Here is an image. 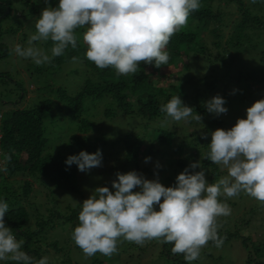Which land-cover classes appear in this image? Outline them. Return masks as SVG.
Wrapping results in <instances>:
<instances>
[{
  "label": "trees",
  "instance_id": "1",
  "mask_svg": "<svg viewBox=\"0 0 264 264\" xmlns=\"http://www.w3.org/2000/svg\"><path fill=\"white\" fill-rule=\"evenodd\" d=\"M200 2L201 8L190 14L187 25L171 37L165 49L170 55L167 66L156 68L141 63L135 75L117 78L111 67L101 70L85 58L84 29L77 30V48L69 46L51 64L37 66L30 58L16 56L14 46H29L28 39L35 34V23L42 10L49 5L56 7L59 0H48V4L44 0H0V61L11 62L9 69L0 70V161L5 154L11 155L7 172L0 171V201L9 205L4 217L6 225L13 229L18 240L24 241L22 250L34 260L46 256L49 264H140L141 255L148 249L149 244L139 246L122 240L111 257L100 253L90 258L84 255L71 239L85 200L77 166L65 163L71 155L81 151L95 153L99 149L102 163L108 168L94 173L107 172L115 180L117 172H137L141 158L160 154L173 167V173L166 176L162 169L157 170L156 179L165 187L175 184L177 169L184 171L197 161L209 183L227 175L226 170L203 157L208 152L211 133L217 128L227 130L234 126L235 122H229L240 112L232 114L231 107H235L237 101L233 100L239 97L240 90L249 87V81L264 88V0H256L255 4L252 0ZM33 46L51 55V41L34 42ZM241 51L246 52L248 65H240L245 61L237 55ZM74 56L78 57L75 62ZM17 58L22 60L37 93L34 102L23 107L17 104L26 91L24 83L10 74L15 70L12 64ZM65 68L77 77V86L70 91L53 82L54 76ZM207 69L209 72H204ZM176 95L202 117L201 122L166 119L160 107ZM216 95L225 99L224 106L228 109L219 116L210 114L205 107ZM240 98L250 107L264 99V95L256 100L251 94ZM97 112L99 117L110 121L109 128L116 129L111 124L116 119L123 134L110 140L107 128L103 129L93 118ZM58 118L66 119L69 129L55 128L46 133L49 126L55 127ZM139 122H143L142 126ZM137 128L141 132H135ZM200 170L189 168L190 173ZM154 173L148 166L142 167L139 174L150 177ZM37 185L46 188L45 207L41 199L32 200L41 198L42 191ZM111 185L110 190L114 191ZM56 191L80 197L74 203H59ZM238 196L219 198L230 206L231 215L218 218L221 225L218 235L224 245L239 242L246 251L244 264H264V237L259 235L264 231V203L255 199L247 206ZM158 245L157 252L156 249L153 252L157 255L152 259L160 260L161 264H187L183 255L172 254V244ZM214 249L217 247L209 242L200 254L205 258L199 257L192 264H217L218 260L211 262ZM0 264L14 262L0 261Z\"/></svg>",
  "mask_w": 264,
  "mask_h": 264
},
{
  "label": "clouds",
  "instance_id": "2",
  "mask_svg": "<svg viewBox=\"0 0 264 264\" xmlns=\"http://www.w3.org/2000/svg\"><path fill=\"white\" fill-rule=\"evenodd\" d=\"M44 2L48 4V0ZM200 8V0H59L56 7L49 5L42 10L35 34L28 39L29 46L16 44L12 51L18 57L30 58L37 66L51 64L69 46L77 48V30L84 29L88 61L101 70L111 67L117 78L135 75L141 63L156 68L168 65L170 55L165 49L171 37ZM47 41L53 45L51 55L33 46L34 42ZM77 59L72 57L74 62ZM225 104V99L216 95L205 107L219 116L227 113ZM160 111L175 122L202 120L179 95L162 104ZM207 146L203 159L220 166L227 175L209 183L197 161L177 175L173 186L165 187L158 179H146L136 171L117 172L111 185L114 191L107 186L97 187L80 203L79 223L71 239L89 258L97 253L111 257L122 240L139 246L156 240L172 244V254L183 255L187 264L198 260L209 242L222 246L218 218L230 216L231 208L219 198H233L243 192L264 203V99L248 107L246 118H238L230 129L213 131ZM149 160L146 157L145 163ZM10 161L11 155L5 154L0 171L7 172ZM65 163L88 172L102 166V153L99 149L95 153L81 151ZM189 168L201 170L190 173ZM137 188L140 190L134 191ZM8 211L7 202L0 201V261L49 264L48 257L36 261L22 250L24 241L18 240L6 225Z\"/></svg>",
  "mask_w": 264,
  "mask_h": 264
},
{
  "label": "rangeland",
  "instance_id": "3",
  "mask_svg": "<svg viewBox=\"0 0 264 264\" xmlns=\"http://www.w3.org/2000/svg\"><path fill=\"white\" fill-rule=\"evenodd\" d=\"M232 9L235 10L234 7H232ZM264 36V34H262ZM263 36H260L261 39H263ZM264 40V39H263ZM246 50V49H245ZM240 54V55H239ZM237 55H239L242 60H245L243 64H240L241 66L248 65V63H246V59H247V55L245 51H241V52H237ZM239 56L236 58V61L238 62L239 60ZM21 61V62H20ZM8 62V63H7ZM7 64V65H6ZM22 60H18V58L13 62L12 67H14L15 70H11L10 74L18 79H21L24 83V88H25V92L23 93V98L22 100L17 104L20 107H23L24 105H28V104H32L34 102V99L36 98V86L34 85V83L30 80V77L28 75V73L25 71L24 65H22ZM11 62L9 61H0V70L3 71L5 69H9L7 68V66H10ZM68 68L63 69L64 71H62L61 73L56 74L53 78V82L55 85H61L64 88H67L69 91L70 89H74L77 85H75V81L77 77H74V75L69 74L67 71ZM233 70L238 69L236 67L232 68ZM17 71V73L15 72ZM204 72H209V70L207 69V71ZM68 73V74H67ZM199 73H202L199 71ZM256 77V76H255ZM249 87L246 86L247 88H243L240 90V95L244 97L249 96L250 94L253 95V98L255 97V100L261 96L264 95V88L260 83H256V82H251L249 81ZM244 86V84H243ZM239 97H235L237 99H234L233 101H237L235 102V107H231L232 112H240V116L236 115L234 118L231 119V122H229L230 124L233 122H236V120L238 118H246V109L248 108V104H245L241 98ZM5 99H8L5 98ZM2 113V108L0 106V114ZM99 112H97V114L93 117V118H97V121L99 123V125H102L103 129L107 128V136L111 139L116 138L119 135H122L124 130H122V127L120 128L119 126H117V120H113V123L111 122V124L115 125L116 129H112L108 127V124L110 123V121H106V119L104 120V117H99ZM234 114V113H232ZM1 116V115H0ZM137 121V119L135 120ZM140 125L142 126L143 122H139ZM119 124L122 126V124L119 121ZM235 124V123H234ZM54 128L52 129L50 126L49 128L46 130V133L49 132H53L56 129H61L63 131H66L69 129V123L66 119L64 118H58L57 122H55L54 124ZM226 126L228 127V125L226 124ZM232 126L229 127V129ZM135 132H141V130H139L138 128L134 130ZM53 151V150H52ZM142 157V156H141ZM165 159L166 157L161 156L160 154H156L153 158H150V160L145 163V158H141L140 159V168H138L137 172L138 174L141 172L142 167H151L153 170H155V173L153 176L148 177V175L144 174L145 178H148L149 180H155L156 177L158 176V171L159 169L163 170V176L166 175H170L172 172V168L171 166L167 165L165 163ZM157 165H159V167H157ZM107 164L106 163H102V166L100 167H95L92 168L91 170H89L88 172H78L79 175V184H80V188H81V192L82 195L85 197V199L89 198L92 193L93 190L97 187H103V186H109V189L111 188L110 185L112 184L113 181V177L108 176L107 172L98 174V173H94V172H100L103 169H107ZM183 170L181 169H177L176 170V177L178 174H180ZM195 172V171H193ZM98 175H101V183L98 180ZM175 177V179H176ZM38 189L42 191L41 194V198H39V196H37V198H32V200L37 201L41 199V202L44 204L43 206H46V203L44 202V193L46 192V188L43 185H37ZM57 194V200L59 201V203H65L67 201H70L71 203H74L76 200H78V197H76V195H72L70 193H65V192H59L56 191ZM244 205H249L250 203L254 202L255 199L250 197L249 195H247L246 193L239 194V196ZM239 205V204H238ZM240 206V205H239ZM157 210L158 206H157ZM252 233H254L253 230H251ZM257 233V232H256ZM261 234H259L261 237H264V231L260 232ZM158 243L160 244V242H157L156 240H152L149 243L145 242V246L147 244H149L148 249L146 252H144L141 255V259H140V264H161L160 260L158 259H152L154 255H157L156 253L154 254V249H156V252L158 250ZM155 245V246H153ZM222 248V250L220 249ZM78 255V254H76ZM204 255L200 256V259H204L205 256ZM223 256V258H221ZM246 258V251L244 250V248L239 244V242H235L233 243H227V244H223V246L217 247V249H214L213 251V258L211 260V262H213L214 260H218L217 264H244ZM160 262V263H159ZM203 264H209L207 262H204Z\"/></svg>",
  "mask_w": 264,
  "mask_h": 264
}]
</instances>
